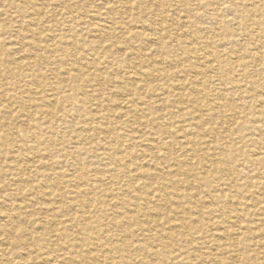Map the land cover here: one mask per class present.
<instances>
[{
	"label": "bare ground",
	"instance_id": "obj_1",
	"mask_svg": "<svg viewBox=\"0 0 264 264\" xmlns=\"http://www.w3.org/2000/svg\"><path fill=\"white\" fill-rule=\"evenodd\" d=\"M52 4L38 36L14 26L27 65L9 58L0 38V88L20 108L0 140L24 143L17 162L25 168L13 183L30 205L1 188L0 264L11 260L4 255L21 264H264V0ZM28 9L26 26L35 29ZM11 30L0 23L1 35ZM30 65L49 69L53 93L82 80L97 89L65 95L64 108L56 97L34 105L22 97ZM42 113L44 127L33 123ZM59 123L64 134L53 140ZM84 156L97 179L82 189ZM68 159L81 164L70 197L52 181ZM32 173L43 177L37 186Z\"/></svg>",
	"mask_w": 264,
	"mask_h": 264
},
{
	"label": "rangeland",
	"instance_id": "obj_2",
	"mask_svg": "<svg viewBox=\"0 0 264 264\" xmlns=\"http://www.w3.org/2000/svg\"><path fill=\"white\" fill-rule=\"evenodd\" d=\"M8 1H9L8 4L1 5V7H0V12H1V9H3V11H4V17L3 18L5 19V21H1L0 23H1V27L8 26V27H10V29H13V30L8 32L7 35H1L0 34V38L5 40V47H8V49H9V58L16 60L21 65H27V63H28L27 58L23 57L22 54H20L18 52V45H17L18 37L16 35L17 31H16L14 26H21L22 24H24L23 27L20 28L21 31L20 32L18 31V33H20L21 35H25V36H29V35L36 36L38 31L42 32L41 29H45L47 26L49 27L50 23L47 22V16L50 13L54 12V10H56L58 7L54 6L52 4L55 0H23V1L8 0ZM93 1H94L95 7L97 8V6H99L97 4V0H93ZM28 3L33 4L32 5L33 8L30 10L28 9ZM109 5H111V3ZM91 6H93V5H91ZM42 7L46 8L45 12H44L45 14L40 15L39 14L40 13L39 8H42ZM27 9L29 11H32L33 17L32 16L31 17L33 19L37 20V22H38V26L35 29H32V28L29 29L26 26L27 21L30 19L28 17V12H26ZM23 10H25L24 13H23ZM35 38H37V37H35ZM59 66H60V64L57 65L55 63L51 66V68H57ZM29 70L32 71L30 73V77H28L27 79H24L22 81L25 84V89L27 90L24 94H22V97H24V98L30 97L31 102H33L34 105H40L41 104V105L51 106V105H53L52 104L53 99L56 97L55 100L57 99L59 101V103H61L60 107L64 108L67 106V99H66L65 95H67L69 93H71V94L75 93L76 94L82 88H83L82 89V95L85 94L87 91L94 92L97 89V87H95L94 84H88V83L86 84L82 80V83H81V81H79V82H68L69 84H66V87L64 89L63 88L58 89L57 91H54V93H53L52 91H50V89L52 86H55L56 80H55V77L50 75L49 69L46 70L44 67L36 68V67H33L32 65H30ZM60 70H61V68H60ZM38 73L44 75V78L41 80L40 83H36V77L35 76ZM87 73H88V68H84L82 66V77H85L87 75ZM47 86H48V88H47ZM29 89H31V90L35 89V90L33 91V93H31ZM102 93L104 94V98L108 102H109V100L111 101V98H113V96H111V92L109 93L108 89L107 90L104 89V91H102ZM3 95H4V97H3ZM43 98H45L46 101L42 103ZM50 102H52V103H50ZM7 104H9V107H10L9 111H8V109H6V110L2 109ZM60 107L56 108V109H60ZM73 108H74V106H73ZM75 109L76 108H74V110ZM19 110H20L19 102H18V99L16 98V95L13 92H11L8 87L1 86V88H0V136H3L5 133H7L8 128L12 127V126H10L9 121L7 120L8 115L13 114L12 112H14V111L18 112ZM86 115H88V111L86 109H82L81 117H86ZM48 119L49 118L45 115V113H42L41 115L33 116V123L38 124V122H39V124L42 127H44L45 125H42V124L46 123ZM65 121L69 122V119L68 120L66 119ZM82 129H83V131H82V133H83L86 130V127L82 126ZM55 132H56V134H54V136H52L53 140L56 139L55 136H61V134L62 135L64 134L63 133L64 130H63L62 126H60V123L56 127ZM98 136H99V138H102L101 134H99ZM19 138H21V137L19 136ZM19 138H18V141H21ZM18 141L16 139L13 140V139L7 138V137L2 142L0 140V173L2 174L0 176V192H1V188L4 187V189H7L5 194L9 193L13 197L18 195V193H15L14 183H13L14 180H16V173L17 172H23V170H24L23 168H25V167H23L25 165L24 163L17 162V158H20L22 155L25 154V152L23 150V144L24 143H21ZM41 141L44 142V139L41 138L37 144H41L42 143ZM102 146H105V145H100V147H102ZM55 148L51 147V149H55ZM33 153L34 152L29 153L30 158H32L34 156L35 153L34 154ZM45 154L39 153V155L38 154H35V155L36 156H43ZM34 158H35V156H34ZM9 165L15 166L14 167L15 171H6L7 166H9ZM99 165H98L99 167H101L102 169L105 170V173H104L105 176H109L110 174L112 175V173L110 172L112 165H110L107 160L101 159V161H99ZM146 166L149 167L147 164H146ZM78 167H81V164L78 165L77 162L71 161V159H68L67 162L63 163L62 165L55 167L56 177L53 178L52 181L58 185V191L62 192L65 195L68 194V197H70L69 196L70 190L72 188H74L76 184H78L74 180V172ZM96 168H97L96 166H92V163L89 160V157H87V156L82 157V183H83L82 189L84 187H88L89 183L91 184V182H94L97 179V177L95 176L96 175V173H95ZM27 177H28V180H30L32 182V185H34V186H37V184H39L43 180V177H41V176L38 177L37 175H33V173L26 176V178ZM78 185H80V184H78ZM16 198H18L17 202L19 203V206H22L26 209H29L30 205H29L28 201L26 200L27 197H23V196H21V194H19V196H16ZM20 199H21V202H19ZM90 201H91V196L89 195L85 199H82V206H85ZM41 208H42V211L45 212L46 208L45 209H44V207H41ZM42 215L44 216L45 214H40V215L36 214L33 216L32 219L35 221L39 220V219H41L40 216H42ZM142 219H144V218H142ZM22 224H23V222H19L17 225L19 228H26L27 227V226H25V224H23V225ZM14 238H15V236L11 237V239H14ZM1 242L2 241L0 239V254L2 253L3 249L5 248ZM4 251H6V249ZM20 256L22 257V255H20ZM2 258H11V260H9L8 262L4 261L3 264H21L18 261V259L14 260L10 256L5 257V255H4V257H2ZM32 263L35 264L36 261L34 260Z\"/></svg>",
	"mask_w": 264,
	"mask_h": 264
}]
</instances>
